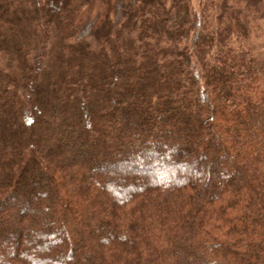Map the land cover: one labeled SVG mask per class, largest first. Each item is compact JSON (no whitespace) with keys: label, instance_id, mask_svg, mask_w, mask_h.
I'll return each mask as SVG.
<instances>
[{"label":"trees","instance_id":"trees-1","mask_svg":"<svg viewBox=\"0 0 264 264\" xmlns=\"http://www.w3.org/2000/svg\"><path fill=\"white\" fill-rule=\"evenodd\" d=\"M0 264H264V0H0Z\"/></svg>","mask_w":264,"mask_h":264},{"label":"rangeland","instance_id":"rangeland-1","mask_svg":"<svg viewBox=\"0 0 264 264\" xmlns=\"http://www.w3.org/2000/svg\"><path fill=\"white\" fill-rule=\"evenodd\" d=\"M200 1H201V0H191V2H192V6H193L194 10H197V9L199 8V6H200ZM253 37H254V34H253Z\"/></svg>","mask_w":264,"mask_h":264}]
</instances>
